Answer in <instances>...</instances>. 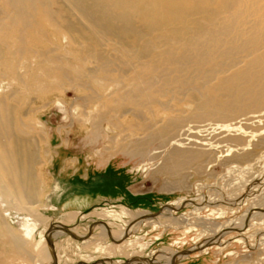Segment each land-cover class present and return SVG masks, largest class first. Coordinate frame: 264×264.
I'll return each instance as SVG.
<instances>
[{
    "label": "bare ground",
    "instance_id": "obj_1",
    "mask_svg": "<svg viewBox=\"0 0 264 264\" xmlns=\"http://www.w3.org/2000/svg\"><path fill=\"white\" fill-rule=\"evenodd\" d=\"M87 62L95 67L85 69ZM68 89L81 95L72 103L63 94L54 96ZM50 97L46 106L55 104L65 119L66 107L87 106V117L82 115L89 124V146L102 139L117 145L99 120L131 117L133 124L124 131L129 140L138 138L134 152L143 154L159 141L153 156L167 180L186 171L200 174L219 161L212 135L239 142L248 136L233 158L236 150L227 146L223 157L230 158L223 161L252 160L255 150L264 148V128L248 135L227 120L253 114L248 122L263 115L264 0H0V230L9 231L15 249L40 233L35 213L44 206L47 187L39 169L47 164L43 157L49 156L50 139L40 118L46 106L35 103ZM196 123L203 125L192 128ZM193 130L196 136H190ZM128 144L117 145L118 150L130 152ZM254 199L248 215L257 216L264 211V192ZM146 214H128L132 226L113 235H129ZM244 222L216 225L201 245L167 251L148 264L187 258ZM59 233L51 235L56 264L59 253L70 250L58 242ZM103 240L82 242L101 251ZM48 251L38 264H51Z\"/></svg>",
    "mask_w": 264,
    "mask_h": 264
},
{
    "label": "rangeland",
    "instance_id": "obj_2",
    "mask_svg": "<svg viewBox=\"0 0 264 264\" xmlns=\"http://www.w3.org/2000/svg\"><path fill=\"white\" fill-rule=\"evenodd\" d=\"M61 53L59 51L57 55ZM83 67L92 69L95 66L87 62ZM56 94L54 96L59 97L63 94L72 103L80 93L68 89ZM52 99L37 101L35 106H46ZM174 105V108H184L183 104ZM83 109L73 106L70 110L66 107V119L55 104L41 109L40 118L50 139L49 156L43 157L47 164L39 169L45 177L47 194L43 197L44 206L37 208L35 213L39 235L27 241V247L17 253H22L24 262L26 257L24 264H38L46 248L51 264H56L51 236L55 232H60L56 236L58 242L70 245L66 254L59 253V264H148L167 251L182 253L201 245L210 237L211 230L219 226L243 221L246 222L238 229L227 230L223 235L219 233L218 242L210 243L184 259L169 257L168 263L162 264H264V211L257 216L248 215L255 204L254 198L264 192V148L255 150L257 155L247 162L235 160L224 163L223 160L230 158L223 157L226 147L236 150L231 156L233 158L248 136L239 142L231 135H212L210 141L219 143L220 160L204 173L186 171L180 179L167 180L157 171L160 159L153 156L160 147L159 141L150 144L143 154L134 152L138 138L129 140V132L124 131L133 124L131 117L109 116L99 120L102 130L110 128L112 132L108 136L117 139L115 144L129 141L127 148L130 152H122L118 150L120 146L107 144L104 139L99 141V145L89 146L85 142L89 124L85 118L87 106ZM262 114L260 120L247 122V118L254 116L249 114L227 120V124L241 125L250 135L264 128V110ZM202 125L196 123L191 127L199 129ZM196 131L193 130L190 136H196ZM251 149L249 147L248 151ZM49 206L55 207V210H50ZM124 211L130 215L146 212L143 219L140 218L145 221L129 235H113L115 230L132 226V223L129 224L130 215ZM170 218L178 223L168 222ZM70 230L85 236L77 237ZM14 232L16 237H21L19 229ZM0 237L12 238L8 230H0ZM100 238L104 239L102 245H105L101 251H95L93 244L86 248L82 242Z\"/></svg>",
    "mask_w": 264,
    "mask_h": 264
},
{
    "label": "crops",
    "instance_id": "obj_3",
    "mask_svg": "<svg viewBox=\"0 0 264 264\" xmlns=\"http://www.w3.org/2000/svg\"><path fill=\"white\" fill-rule=\"evenodd\" d=\"M10 238V237H9ZM14 239L10 238V239H1L0 237V264H17L16 262H19V264H24L26 263V257H25V262L23 260V255L22 253H20L19 255H17V253H19L20 251L22 252L23 247H27V241H25V243L23 244L22 241V247L20 249H15L14 248V244H13ZM12 252H14V254H12ZM24 255H26V250Z\"/></svg>",
    "mask_w": 264,
    "mask_h": 264
}]
</instances>
